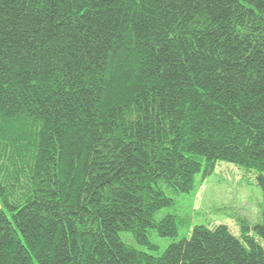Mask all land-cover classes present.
<instances>
[{"label": "trees", "instance_id": "16d2710c", "mask_svg": "<svg viewBox=\"0 0 264 264\" xmlns=\"http://www.w3.org/2000/svg\"><path fill=\"white\" fill-rule=\"evenodd\" d=\"M218 161L264 196V0H0V264H264L244 221L120 238Z\"/></svg>", "mask_w": 264, "mask_h": 264}, {"label": "rangeland", "instance_id": "374dc122", "mask_svg": "<svg viewBox=\"0 0 264 264\" xmlns=\"http://www.w3.org/2000/svg\"><path fill=\"white\" fill-rule=\"evenodd\" d=\"M174 203L155 214L159 221L166 215L177 217V235L160 236L156 229L148 232L150 244H138L130 233H120L123 242L152 255H160L169 244L187 237L196 225L213 228L226 225L233 233H240L241 224L246 222L249 234L264 246L253 227L261 221L264 196L257 184L256 172L236 166L231 162L218 161L210 175L203 178L202 172L195 177L194 189L189 193H175L165 188Z\"/></svg>", "mask_w": 264, "mask_h": 264}]
</instances>
